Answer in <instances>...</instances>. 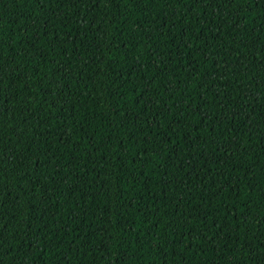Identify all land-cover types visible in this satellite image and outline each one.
I'll use <instances>...</instances> for the list:
<instances>
[{"label":"trees","instance_id":"16d2710c","mask_svg":"<svg viewBox=\"0 0 264 264\" xmlns=\"http://www.w3.org/2000/svg\"><path fill=\"white\" fill-rule=\"evenodd\" d=\"M0 264H264V0H0Z\"/></svg>","mask_w":264,"mask_h":264},{"label":"snow or ice","instance_id":"6c2138e0","mask_svg":"<svg viewBox=\"0 0 264 264\" xmlns=\"http://www.w3.org/2000/svg\"><path fill=\"white\" fill-rule=\"evenodd\" d=\"M194 2H196V0H194ZM43 27H44V29H45V34H47V33H46L47 25L45 24Z\"/></svg>","mask_w":264,"mask_h":264}]
</instances>
